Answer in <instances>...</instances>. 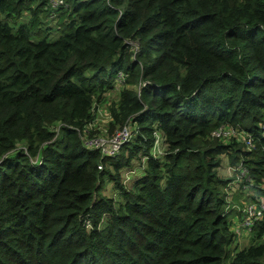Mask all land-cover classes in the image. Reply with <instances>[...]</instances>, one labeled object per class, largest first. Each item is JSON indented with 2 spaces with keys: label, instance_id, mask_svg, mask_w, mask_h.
<instances>
[{
  "label": "trees",
  "instance_id": "trees-1",
  "mask_svg": "<svg viewBox=\"0 0 264 264\" xmlns=\"http://www.w3.org/2000/svg\"><path fill=\"white\" fill-rule=\"evenodd\" d=\"M105 92L110 130L135 126L113 157L82 141ZM263 126L264 0H0V264H264L232 252L218 175L241 162L264 196Z\"/></svg>",
  "mask_w": 264,
  "mask_h": 264
},
{
  "label": "built area",
  "instance_id": "built-area-1",
  "mask_svg": "<svg viewBox=\"0 0 264 264\" xmlns=\"http://www.w3.org/2000/svg\"><path fill=\"white\" fill-rule=\"evenodd\" d=\"M64 4V0H48L50 10H55ZM125 74L122 72L117 73V85L120 86L123 82ZM139 90V89H138ZM101 102H94L92 105L93 119L89 121L83 128L82 141L88 148L99 151L102 157H113L121 149L123 145L128 143L134 132V126L130 120H127L123 125L114 127L112 130L109 128V122L111 120L110 113L103 111L104 108L109 105V101L106 97ZM109 108H107L108 110ZM101 118H104V123H100ZM264 127V126H263ZM214 137L222 140H229L234 138L237 142L243 143L246 149L253 147V140L251 134L238 130L234 127L220 126L212 132ZM159 144V137L156 136L154 142V152L157 150ZM101 166H98L100 168ZM227 171L229 175H235L236 179L245 180L252 185L251 178L248 176L246 168L241 162L236 165H228ZM131 172V171H130ZM234 172H240L236 175ZM128 175V174H127ZM125 183V180H124ZM226 198V196H225ZM226 206V210L229 208V203ZM230 207H235L231 205ZM237 212L239 213L240 222L239 227L246 229L252 228L259 220L262 219L264 209V196H260L257 200L250 202H243L240 206L236 205ZM238 226L236 227L235 234L239 232Z\"/></svg>",
  "mask_w": 264,
  "mask_h": 264
},
{
  "label": "rangeland",
  "instance_id": "rangeland-1",
  "mask_svg": "<svg viewBox=\"0 0 264 264\" xmlns=\"http://www.w3.org/2000/svg\"><path fill=\"white\" fill-rule=\"evenodd\" d=\"M41 17V16H40ZM28 15L25 14L22 17V20H27ZM47 26L51 28V34L50 37L54 38L57 33L55 32V24L56 20H46ZM104 96L108 99L109 105H107L106 108L103 109L108 114L107 108L110 107L112 101L116 99L117 93L116 92H105ZM104 118H101L100 123H104ZM134 126V125H133ZM135 127V126H134ZM229 162L226 159V156L222 157V162L218 170V175L224 179L226 182L222 186V191L226 194V200L229 203V208L226 210L227 212V220L230 223V230L233 231L235 234L236 227L239 225L240 217L239 213L237 212L236 205L240 206L243 202H250L252 201V197L258 196L260 193L255 191V189L252 188V186L243 181L242 179H236L235 175H229L227 171V166ZM144 166V161L142 159L139 161L138 159H134L132 162V165L130 168H124L121 170V177L122 180H125V186L128 189H131L134 187V179L141 173V168ZM131 171V172H130ZM236 175H239L238 172H234ZM128 174V175H127ZM115 189H113V183L108 179L105 178V181L103 182V186L100 190L101 195L109 196V197H115L116 204L120 201H122V196L120 194L115 193ZM228 204V203H227ZM235 205V207H230L231 205ZM226 209V208H225ZM255 226V225H254ZM253 228L246 229L243 227L238 226L239 232L237 235L235 234L234 242L232 243V252L234 250H240L243 247L249 245L251 242H262L264 243V234L261 236L260 239H256L254 237V233L251 232Z\"/></svg>",
  "mask_w": 264,
  "mask_h": 264
}]
</instances>
